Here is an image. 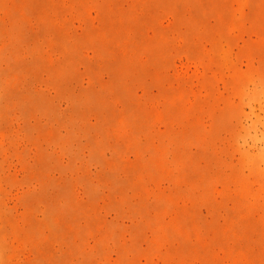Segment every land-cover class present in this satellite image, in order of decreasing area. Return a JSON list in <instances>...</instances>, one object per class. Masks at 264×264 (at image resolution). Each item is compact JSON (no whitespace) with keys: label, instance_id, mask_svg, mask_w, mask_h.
<instances>
[{"label":"rangeland","instance_id":"1","mask_svg":"<svg viewBox=\"0 0 264 264\" xmlns=\"http://www.w3.org/2000/svg\"><path fill=\"white\" fill-rule=\"evenodd\" d=\"M0 264H264V0H0Z\"/></svg>","mask_w":264,"mask_h":264}]
</instances>
